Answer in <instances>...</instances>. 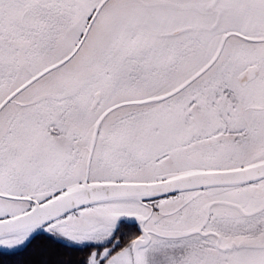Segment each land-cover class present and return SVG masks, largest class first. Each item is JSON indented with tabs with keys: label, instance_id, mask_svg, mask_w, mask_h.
<instances>
[{
	"label": "snow or ice",
	"instance_id": "6c2138e0",
	"mask_svg": "<svg viewBox=\"0 0 264 264\" xmlns=\"http://www.w3.org/2000/svg\"><path fill=\"white\" fill-rule=\"evenodd\" d=\"M0 264H264V0H0Z\"/></svg>",
	"mask_w": 264,
	"mask_h": 264
}]
</instances>
